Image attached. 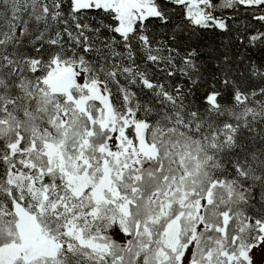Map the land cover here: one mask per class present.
I'll list each match as a JSON object with an SVG mask.
<instances>
[{
	"label": "snow or ice",
	"instance_id": "snow-or-ice-1",
	"mask_svg": "<svg viewBox=\"0 0 264 264\" xmlns=\"http://www.w3.org/2000/svg\"><path fill=\"white\" fill-rule=\"evenodd\" d=\"M0 264H264V0H0Z\"/></svg>",
	"mask_w": 264,
	"mask_h": 264
}]
</instances>
